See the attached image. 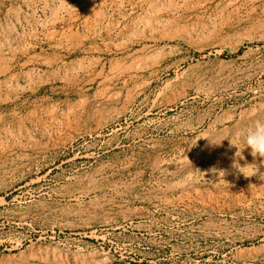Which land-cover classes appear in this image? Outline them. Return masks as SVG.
Masks as SVG:
<instances>
[{"label": "rangeland", "instance_id": "rangeland-1", "mask_svg": "<svg viewBox=\"0 0 264 264\" xmlns=\"http://www.w3.org/2000/svg\"><path fill=\"white\" fill-rule=\"evenodd\" d=\"M256 118L264 0H0V264H264Z\"/></svg>", "mask_w": 264, "mask_h": 264}, {"label": "clouds", "instance_id": "clouds-1", "mask_svg": "<svg viewBox=\"0 0 264 264\" xmlns=\"http://www.w3.org/2000/svg\"><path fill=\"white\" fill-rule=\"evenodd\" d=\"M214 135L215 134L210 131L208 135L202 136V137L207 138L208 141L213 145L221 144L222 140L225 138L229 139L227 136H220L219 139H216L214 138ZM239 137L242 139V146H239V150H238V145L236 143L230 142L231 145L236 146V152H235L236 157H240L241 159H243L242 150L245 148H248L250 149L251 155L253 157L259 156L261 158H264V118L254 119L251 125H249L248 127H246L244 130L240 132ZM233 165L240 172L245 174L242 171V168L250 164L241 165L238 160L234 159ZM253 174L255 173H252L251 175Z\"/></svg>", "mask_w": 264, "mask_h": 264}, {"label": "bare ground", "instance_id": "bare-ground-1", "mask_svg": "<svg viewBox=\"0 0 264 264\" xmlns=\"http://www.w3.org/2000/svg\"><path fill=\"white\" fill-rule=\"evenodd\" d=\"M258 53V52H257ZM259 56V55H258ZM116 147V146H115ZM127 159V158H126ZM131 161V160H130ZM136 161V160H135ZM129 162V161H127ZM137 162V161H136ZM136 165V164H135ZM139 165V164H138ZM133 166V165H132ZM131 165H118V164H105L102 167V170H97L91 178H88L86 181L89 184L97 185L96 187H101V185H113L118 180H121L125 177L126 173L130 170ZM134 167V166H133ZM136 168V167H135ZM88 184V185H89ZM83 187V186H82ZM81 187V188H82ZM247 189V188H246ZM231 195V194H230ZM211 212V211H210ZM209 212V213H210ZM198 214V213H197ZM222 231V230H221ZM216 232V231H215ZM223 232V231H222ZM208 233V231H207ZM215 234V233H214ZM211 235V234H210ZM217 235V233H216ZM220 236V235H219Z\"/></svg>", "mask_w": 264, "mask_h": 264}]
</instances>
